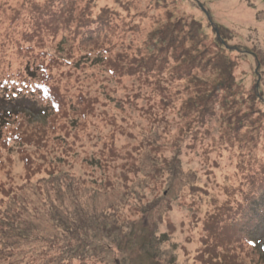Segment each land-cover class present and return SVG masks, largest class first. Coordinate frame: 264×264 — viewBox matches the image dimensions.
I'll use <instances>...</instances> for the list:
<instances>
[{"label":"rangeland","instance_id":"1","mask_svg":"<svg viewBox=\"0 0 264 264\" xmlns=\"http://www.w3.org/2000/svg\"><path fill=\"white\" fill-rule=\"evenodd\" d=\"M157 1L0 0V80L8 72L18 75L40 51L54 53L71 30H79L73 31L76 43L88 50L113 48L107 61L94 54L81 67L56 65L52 59L51 76L60 83L68 113L48 132L46 148L30 150L38 153L33 157L36 168L26 173L15 154L12 168L0 167V182L21 187L34 175L24 186L31 187L53 169L82 179L88 187L74 188V193L86 194L83 201L90 210L121 217L117 233L104 237L108 250L97 264H207L209 251L219 256L229 246L241 264H264V222L255 228L264 198V118L253 130L260 123L257 110L264 112V0H166L169 12L195 22L188 26V38L204 37L211 54L216 52L212 15L232 32L226 54L234 62V91L221 89L205 106L196 99L194 107L189 101L205 91L195 78L207 80L211 73L181 65L173 52L151 56L147 37L158 18L166 21L169 16ZM34 12L46 20L58 16L36 29L29 24ZM85 30L95 38L87 39ZM111 67H116L114 77L107 72ZM258 92L263 93L260 101ZM25 101H5L7 111L15 117ZM85 110L86 119L80 116ZM30 114L34 117L26 120L31 127L44 122L33 107ZM115 142L123 161L111 153ZM147 142L159 153L151 157L129 150H142ZM117 164L121 167L115 178ZM28 192L31 202L42 198ZM15 253L18 257L7 263L47 262L41 242L16 247Z\"/></svg>","mask_w":264,"mask_h":264},{"label":"trees","instance_id":"2","mask_svg":"<svg viewBox=\"0 0 264 264\" xmlns=\"http://www.w3.org/2000/svg\"><path fill=\"white\" fill-rule=\"evenodd\" d=\"M156 4L159 8L167 9L169 16L166 21L165 19L161 20V17L158 18L156 28L147 37L145 44H147L150 52L154 51L151 56L161 58V53L166 55L165 52L167 51L173 52L172 56L179 60L181 65L189 67L197 65L211 73L207 80L200 77L195 78L196 82L201 85L205 84V91L200 90L197 97L191 99L188 105L190 107L196 106L195 100L198 99L199 105L202 103L205 106L214 93L221 91V89H225L226 92L231 94L234 91L236 82L234 79V62L226 54L227 48H230L229 41L232 40V32L228 27L219 24L212 15L211 21L214 23H211V27L216 52L211 54L208 51L209 48L204 45V37L192 35L193 38H188L191 35V33L188 34V26L192 21L189 23L187 20L178 18L169 12V3L167 4L166 0H159ZM59 12L60 9L53 13L58 14ZM54 19H42L41 14L37 15V12H34L33 20L29 24L38 29L40 27L39 23ZM64 22L66 26H69L68 22L65 20ZM192 24H195V22H192ZM200 30L202 31V29ZM73 31L79 30H71L69 34L67 33L63 37L58 47L53 48L60 55L55 52L41 54L40 51L38 53L39 58L30 57V61L25 65L23 71H18V75L8 72L0 80V167L11 166L12 168L14 156L17 154L21 157L26 173L27 170L30 171L31 168L32 170L36 168L33 157L38 153H31L30 150L33 148L36 150L46 148L50 140L48 132L56 128L58 118L68 113L66 97L61 92L60 83L55 81V77L52 78L53 75L51 76L50 62H52V59L56 65L64 62L72 67H81V64L88 61L94 54L97 55L95 59H101L104 62L113 55V48L110 46L109 48L97 47L93 52L92 49L88 50L77 44L76 33H73ZM85 32L86 30L83 33ZM92 32H86L87 39L95 38L91 35ZM26 35L29 36L30 34ZM30 37L35 39L33 35ZM88 45H90L89 42ZM158 46L160 48H157ZM67 48H71V51L68 52ZM75 49L76 54H74ZM244 50L248 51V49ZM107 72L109 76H116V67L107 68ZM215 77L219 78L218 82H216ZM258 93L259 95H256V98L259 99L257 101H260V99H263L262 92ZM23 100H27L25 101L27 105L17 112L16 118L13 117L12 111H7L10 109H7L10 105L6 102L15 104ZM38 105L44 106L46 109L42 110ZM255 106L252 107L255 108ZM30 107H33L35 112L39 111L41 113L43 123L31 127L30 122L26 120L27 116L28 118L31 117L30 120L34 117L30 114ZM257 113L260 114L257 119L260 123L258 126H254L253 130L260 128L259 125H262V118H264V112L261 109L257 110ZM248 115L250 113H246V116ZM80 116L86 119V110ZM241 124L242 120L238 118L236 126ZM247 127V131L251 130L250 126ZM53 140L63 143L67 141L62 137H55ZM147 143L148 146L143 144L142 150L140 146L138 148L132 147L129 150H133V153L139 155L144 152L152 157L158 150L155 148L154 143ZM120 152L122 151L116 146V142L112 143L111 153L118 154L117 159L123 161L126 158ZM95 155H98L97 152H95ZM8 161L10 162L8 163ZM93 162L98 161L93 159ZM120 167L121 165L117 164L114 168L112 175L115 178L119 175L117 172ZM126 171L128 173L133 172L131 169L128 170L127 166ZM134 174L138 176L139 172L136 171ZM149 174L152 175V172L150 171ZM47 175L46 178L39 179L31 187L24 186L32 183L31 179L34 175L29 182L25 180L24 186L21 187H9L0 182V202H3L0 209V264H15V262L7 263L8 260L6 259L18 257V254L15 253L16 247L23 249L28 245H37L40 242L45 245L46 249L47 262L45 264H97L101 262L104 257V250H108V246L102 241L105 240L104 237L112 235L110 233H117L115 224L121 219V217H118L120 213L90 210L88 202L83 201L86 194L74 193V188L77 191V187L80 190L81 187H88L82 179L79 181L76 177L68 173H58L55 169L48 171ZM146 176L148 175L146 174ZM109 180V183H112L110 178ZM105 187L106 185L103 188ZM30 190H33L32 197L39 196L42 198L37 199L35 203L29 201V197L25 195ZM94 194L92 197H95ZM36 204H41V207H32ZM261 215L262 217L258 220L255 228L259 229V224L264 222V198ZM218 235L227 237L223 232ZM229 247H231V250ZM229 247L223 249L219 256H215L212 251H209L208 255L210 257L207 259V264H241L236 255L233 254L235 248ZM252 251L254 250L252 249Z\"/></svg>","mask_w":264,"mask_h":264}]
</instances>
